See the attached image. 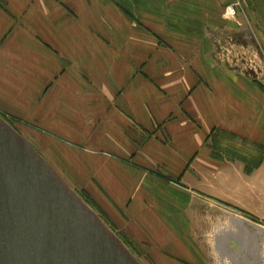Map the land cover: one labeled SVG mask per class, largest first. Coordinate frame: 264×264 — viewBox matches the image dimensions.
I'll return each instance as SVG.
<instances>
[{
	"label": "crops",
	"instance_id": "1",
	"mask_svg": "<svg viewBox=\"0 0 264 264\" xmlns=\"http://www.w3.org/2000/svg\"><path fill=\"white\" fill-rule=\"evenodd\" d=\"M215 16V0H0V109L83 158L101 213L158 264H264V90L216 68Z\"/></svg>",
	"mask_w": 264,
	"mask_h": 264
},
{
	"label": "water",
	"instance_id": "2",
	"mask_svg": "<svg viewBox=\"0 0 264 264\" xmlns=\"http://www.w3.org/2000/svg\"><path fill=\"white\" fill-rule=\"evenodd\" d=\"M0 264H139L1 117Z\"/></svg>",
	"mask_w": 264,
	"mask_h": 264
},
{
	"label": "rangeland",
	"instance_id": "3",
	"mask_svg": "<svg viewBox=\"0 0 264 264\" xmlns=\"http://www.w3.org/2000/svg\"><path fill=\"white\" fill-rule=\"evenodd\" d=\"M215 4L216 37L212 55L215 58L213 62L216 68L225 72L241 73L264 90V0H215ZM231 6L234 7L233 15H230L228 10ZM5 114L0 109V117L31 145L33 144L47 162L52 163L59 178L93 210L139 264H158V254L149 253L146 248L134 244L132 238H126L120 230L114 229L108 218L101 213L99 199L87 185V175L80 172L79 166L83 164V158L77 155L68 157L55 155L49 144L35 133V127L32 124ZM61 144L64 145V143ZM75 151L79 152L77 149ZM166 178L174 180L176 176L166 175ZM189 196L196 198L191 194ZM216 217L218 225L220 223L218 210ZM257 224L264 227V222ZM224 261L226 259H221L219 263L224 264Z\"/></svg>",
	"mask_w": 264,
	"mask_h": 264
},
{
	"label": "built area",
	"instance_id": "4",
	"mask_svg": "<svg viewBox=\"0 0 264 264\" xmlns=\"http://www.w3.org/2000/svg\"><path fill=\"white\" fill-rule=\"evenodd\" d=\"M229 14L230 15H233L234 14V7L233 6H231V7H229Z\"/></svg>",
	"mask_w": 264,
	"mask_h": 264
}]
</instances>
